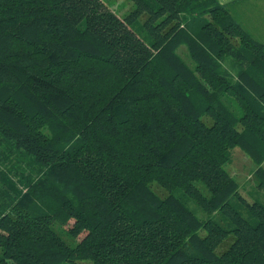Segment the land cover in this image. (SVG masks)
<instances>
[{
    "label": "trees",
    "instance_id": "obj_1",
    "mask_svg": "<svg viewBox=\"0 0 264 264\" xmlns=\"http://www.w3.org/2000/svg\"><path fill=\"white\" fill-rule=\"evenodd\" d=\"M119 1L0 0V264H264L227 169L264 190V43L231 3Z\"/></svg>",
    "mask_w": 264,
    "mask_h": 264
},
{
    "label": "rangeland",
    "instance_id": "obj_2",
    "mask_svg": "<svg viewBox=\"0 0 264 264\" xmlns=\"http://www.w3.org/2000/svg\"><path fill=\"white\" fill-rule=\"evenodd\" d=\"M106 1L108 5L113 6L116 9H118L121 5L119 0ZM124 4H127L126 10L123 11L125 13L132 7V3L130 0H126ZM184 49V47L181 48L180 50H178V53L187 63L192 64L191 59L188 57V54ZM242 152L243 151L238 147H235L231 150L232 160L227 169L235 177L240 186V192L242 194L254 198L253 200H258L264 203V190L257 189L254 178L252 176L254 164L245 154H243L244 152ZM155 190L160 194H165V191H163L162 189L155 188ZM188 204L191 208H195L196 206L192 201H190ZM196 212L199 216L204 215V213L199 210H196Z\"/></svg>",
    "mask_w": 264,
    "mask_h": 264
},
{
    "label": "crops",
    "instance_id": "obj_3",
    "mask_svg": "<svg viewBox=\"0 0 264 264\" xmlns=\"http://www.w3.org/2000/svg\"><path fill=\"white\" fill-rule=\"evenodd\" d=\"M231 3L230 11L243 27L264 43V0H218Z\"/></svg>",
    "mask_w": 264,
    "mask_h": 264
}]
</instances>
